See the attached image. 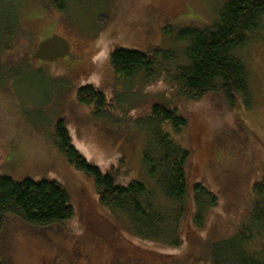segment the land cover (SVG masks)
Instances as JSON below:
<instances>
[{
	"label": "rangeland",
	"instance_id": "374dc122",
	"mask_svg": "<svg viewBox=\"0 0 264 264\" xmlns=\"http://www.w3.org/2000/svg\"><path fill=\"white\" fill-rule=\"evenodd\" d=\"M229 1L70 0L62 14L48 7L46 0H0V32L18 20L15 36L21 43L4 57L12 73L0 67L4 71L0 73V175L15 180L51 176L68 188L77 212L58 232L32 229L11 218L0 259L9 264H209L214 256L222 261L229 252L225 247L233 244L235 229L257 195L254 185L264 180V18L247 45L236 51L250 77L247 107L240 101L232 108L218 93L196 102L182 100L164 82L146 89L151 81L146 83L143 77H116L109 57L116 47L163 50L178 56V66H187L184 52L189 43L180 33L216 24ZM40 16L45 25L36 24L35 29L30 19ZM39 35L66 38L72 57L53 63L34 60L38 44L34 40ZM164 64L172 67L171 62ZM64 80L72 88L67 89ZM88 83L119 95L125 114L113 116L116 126L94 121L91 109L79 105L77 89ZM156 102L176 104L189 123L179 134L168 128L172 140L192 150L193 135L201 134L198 156L190 162V179L217 194V206L203 229L191 219L188 223L187 216L181 219L184 239L178 249L139 240L128 232L126 216H107L91 182L68 165L50 134L51 121L65 117L94 161L119 168L123 183L146 184L162 213L177 211L178 204L166 199L143 162L151 140L143 126ZM168 223L177 226V214L169 215Z\"/></svg>",
	"mask_w": 264,
	"mask_h": 264
},
{
	"label": "trees",
	"instance_id": "16d2710c",
	"mask_svg": "<svg viewBox=\"0 0 264 264\" xmlns=\"http://www.w3.org/2000/svg\"><path fill=\"white\" fill-rule=\"evenodd\" d=\"M69 1L46 0V3L52 10L63 14ZM263 18L264 0H230L223 6L216 24L180 33L181 39L189 43L184 52L187 66H178V56L170 51L144 52L126 47L111 51L109 65L118 78L143 77L146 83L151 81L146 89L164 82L182 100L196 102L208 94L218 93L232 108H236L240 101L247 107L251 97L250 77L242 61L236 57V51L247 45ZM17 21L0 32V67L10 69L11 73L14 69L4 57L7 58L21 44L16 40ZM30 21L35 24V29L36 24L39 27L45 25L43 16ZM45 39L39 35L34 41L39 44ZM164 62H171L172 67L165 68L168 64ZM3 72L0 69V73ZM63 82L67 83V89L72 88L68 80ZM76 97L79 105L91 109L94 121L116 126L113 116L120 113L123 117L125 114L119 95L113 96L93 83L81 85ZM149 114L143 127L147 128L151 140L144 151L143 162L166 199L178 204V210L170 213L161 212L155 194L146 184L138 180L123 183L116 170L119 168L113 170L94 161L65 117L51 121L50 134L52 143L68 165L91 182L97 202L107 216L115 219L119 214L126 216L130 224L128 232L139 240L178 249L184 239L179 231L181 219L187 216L188 223L191 219L196 228L203 229L210 212L217 206V194L200 182L193 184L190 179V162L198 156L200 142H203L201 134L196 131L193 135L192 150L171 139L168 128L179 134L189 125L176 104L156 102ZM203 154L207 155L206 152ZM254 191L257 195L240 228L238 225L235 229L236 239L225 247L229 252L225 251L221 256L222 261L213 256L209 264H264V180L254 185ZM191 197L193 201L189 204ZM76 214L68 188L57 179L26 176L15 180L0 175V247L11 218L32 229L55 232L64 231ZM173 214H177V226L165 224ZM245 245L248 250H244ZM0 264L9 263L0 259Z\"/></svg>",
	"mask_w": 264,
	"mask_h": 264
},
{
	"label": "water",
	"instance_id": "95a60500",
	"mask_svg": "<svg viewBox=\"0 0 264 264\" xmlns=\"http://www.w3.org/2000/svg\"><path fill=\"white\" fill-rule=\"evenodd\" d=\"M66 57H72L71 44L66 38L59 35H53L41 41L33 55L34 60L38 62L47 61L51 63Z\"/></svg>",
	"mask_w": 264,
	"mask_h": 264
}]
</instances>
